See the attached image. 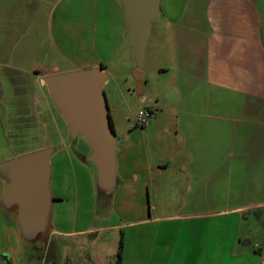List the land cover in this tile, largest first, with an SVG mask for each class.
Here are the masks:
<instances>
[{
    "label": "crops",
    "instance_id": "crops-1",
    "mask_svg": "<svg viewBox=\"0 0 264 264\" xmlns=\"http://www.w3.org/2000/svg\"><path fill=\"white\" fill-rule=\"evenodd\" d=\"M161 1L173 41L178 146L170 160L152 164L147 159V168L155 165V170L145 174L154 182L171 171L174 191L185 182L187 191L182 202L171 203V215L134 214L130 222L108 227L135 229L136 237L122 239L119 264H163L173 253L187 257L186 264H210L207 254L224 260L214 264L236 263L244 256L263 264L264 247L253 245L255 239L264 245V225H259L264 224V0H185L178 10ZM106 5L122 37L127 36L118 0H0V78L12 71L17 78L40 79L58 73L44 69L60 61L70 65L68 72L102 66L99 52L113 50ZM130 152V139L117 146V179L123 186L135 172ZM0 184L1 200V179ZM52 197L53 209L63 199ZM248 212L255 216L252 223ZM52 216L45 245L49 264H74L68 243L75 234L94 229L53 230ZM1 220L0 264L19 260V248L27 262L33 260L36 247L23 245L13 216ZM163 222L170 224L161 232L164 238L171 235L165 242L169 255L155 247ZM154 224V231L147 232ZM13 234L16 245L11 247Z\"/></svg>",
    "mask_w": 264,
    "mask_h": 264
},
{
    "label": "rangeland",
    "instance_id": "rangeland-1",
    "mask_svg": "<svg viewBox=\"0 0 264 264\" xmlns=\"http://www.w3.org/2000/svg\"><path fill=\"white\" fill-rule=\"evenodd\" d=\"M184 1L161 2L165 3V8L178 10ZM118 4L121 6L119 0ZM108 6L106 5L107 9ZM109 11L108 9V26L111 28L109 44L113 50L99 52L101 64L107 75L103 90L117 137V146L128 139L131 140L129 155L134 160L135 172L128 181V186L121 185L117 180L114 190L107 192L100 189L96 180L95 166L84 161V157L90 153V148L81 135L71 136L69 127L54 106L47 88L41 84V79L46 76L40 79L31 75L17 78L14 72L6 71L9 77L0 78V166L21 155L42 149L52 150L50 156L52 178L49 189L55 198L63 199L60 202L56 200L52 209L53 230L62 227H67L69 230L94 229L75 234L76 236L71 239L72 243H68L70 250L73 251L72 256H76L74 264H79L80 261L81 264H119L121 239L132 240L136 237L135 229L108 227L113 224L124 225L132 220L134 214L135 216L171 215V203L177 200L179 203L182 202L181 198L187 191L186 182L174 191L171 187L174 183L171 171L160 174L154 182H149L145 174L147 169L155 170V165L147 168V159L152 164L162 158L170 160L178 146L175 132L179 93L176 85L173 84L176 72L173 66L170 21L161 15L159 19L153 21L154 23L152 22L151 34L145 48L144 65L139 69L133 56V41L127 36L122 37L117 18L114 21ZM124 23L127 27L126 22ZM103 40V35H99L100 43ZM100 43L99 49L102 50ZM50 64L44 69L47 74L65 73L68 72L66 70H70V65L62 61L56 65ZM141 110L152 111L154 117L146 126L136 127L134 118ZM1 191L0 184V195ZM0 214L3 217L0 216L1 221L12 218L11 214H5L2 210ZM247 216L252 223L255 216L251 212H248ZM169 225L165 222L159 224L160 236L155 244V247L160 245L159 248L166 255L171 253L165 247L166 239L171 235L164 238L161 232L169 230ZM259 225L261 229L264 224L259 221ZM3 227L0 230H3ZM101 227L103 229H97ZM154 227H157L156 224L146 228V231L153 232ZM253 227H256V224ZM1 233L6 239L5 233ZM20 240L26 247H36L33 260L28 259L27 262V254L25 256V252L23 253L19 248V260L12 257L13 264H49L50 255L49 252L45 254L43 244L28 245L21 238ZM255 240L253 247L263 249V242ZM15 242L16 237L13 234L10 246L14 247ZM73 242L76 244L74 245ZM180 242L184 246V240ZM5 244L6 240L4 246ZM133 252L132 249V254ZM191 254L193 255V251ZM183 255L186 256V250ZM146 256H149L148 253ZM214 256L207 254V262L214 264L224 261L215 260ZM256 261L259 260L257 258L250 260L244 256L236 263L230 261V264L232 262L255 264ZM162 262L186 264L187 257L180 259L173 253L172 257L165 258Z\"/></svg>",
    "mask_w": 264,
    "mask_h": 264
},
{
    "label": "water",
    "instance_id": "water-1",
    "mask_svg": "<svg viewBox=\"0 0 264 264\" xmlns=\"http://www.w3.org/2000/svg\"><path fill=\"white\" fill-rule=\"evenodd\" d=\"M120 2L127 23L126 35L133 41L135 63L142 69L151 24L161 16L159 0ZM106 77L103 67L98 66L49 75L41 79V84L47 88L71 136L81 135L89 146L90 153L84 161L95 166L100 189L110 192L117 182L118 141L103 90ZM51 154V149H42L15 157L0 166V179L4 183L1 209L12 214L20 238L28 245L41 243L45 246L48 242L53 202L49 189Z\"/></svg>",
    "mask_w": 264,
    "mask_h": 264
},
{
    "label": "built area",
    "instance_id": "built-area-1",
    "mask_svg": "<svg viewBox=\"0 0 264 264\" xmlns=\"http://www.w3.org/2000/svg\"><path fill=\"white\" fill-rule=\"evenodd\" d=\"M154 117V113L152 111H139L134 118L136 127H144L149 121Z\"/></svg>",
    "mask_w": 264,
    "mask_h": 264
},
{
    "label": "trees",
    "instance_id": "trees-1",
    "mask_svg": "<svg viewBox=\"0 0 264 264\" xmlns=\"http://www.w3.org/2000/svg\"><path fill=\"white\" fill-rule=\"evenodd\" d=\"M118 180V179H117ZM119 181V180H118ZM120 183V181H119ZM121 250H122V239H121V242H120V250H119V257L121 259Z\"/></svg>",
    "mask_w": 264,
    "mask_h": 264
},
{
    "label": "flooded vegetation",
    "instance_id": "flooded-vegetation-1",
    "mask_svg": "<svg viewBox=\"0 0 264 264\" xmlns=\"http://www.w3.org/2000/svg\"><path fill=\"white\" fill-rule=\"evenodd\" d=\"M109 117H110V115H109ZM110 123H111L112 128L114 129L113 122H112L111 118H110Z\"/></svg>",
    "mask_w": 264,
    "mask_h": 264
}]
</instances>
